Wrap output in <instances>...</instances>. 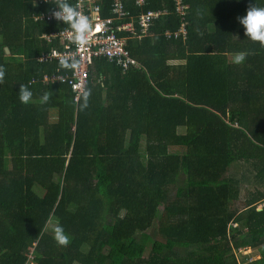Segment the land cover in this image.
<instances>
[{
    "label": "trees",
    "instance_id": "obj_1",
    "mask_svg": "<svg viewBox=\"0 0 264 264\" xmlns=\"http://www.w3.org/2000/svg\"><path fill=\"white\" fill-rule=\"evenodd\" d=\"M183 3L185 16L174 0L124 2L129 16L112 28L136 64L94 60L81 108L70 85L51 80L74 70L39 61L61 49L45 36L68 29L35 20L54 3L0 0L3 264H26L31 247L34 264H264V191L232 207L245 181L264 185V47L237 19L264 0ZM101 5L113 18L111 1ZM149 11L167 14L141 34ZM21 84L33 93L26 105ZM242 161L254 178L239 177Z\"/></svg>",
    "mask_w": 264,
    "mask_h": 264
},
{
    "label": "built area",
    "instance_id": "obj_2",
    "mask_svg": "<svg viewBox=\"0 0 264 264\" xmlns=\"http://www.w3.org/2000/svg\"><path fill=\"white\" fill-rule=\"evenodd\" d=\"M44 3L51 4L56 3V0H39ZM112 7L113 18L103 19L101 17L102 5L101 0H69L70 3L78 7V10L83 14L87 15L91 23V31L88 36V43L85 45H76L72 42L70 38V30L64 29L58 33L51 34L50 36H45L50 42L59 41L61 44L60 50H53L50 53H46L40 57L39 61H50L54 60L59 62L60 59L71 56L74 57L79 62V67L74 69V71L63 78L58 74L53 75L51 80L62 81L64 84L67 83L71 86L72 92L74 94V102L77 105L80 98L81 92L86 88L88 80V70L92 66L93 61L100 58H107L110 62L117 63L124 70H128L130 65H135L136 62L130 58L128 51L124 48V40H120L116 32L113 30L112 25L114 23V17L118 20H123L129 16V12L125 10L124 2L126 0H110ZM129 2L133 1L138 6H143L146 0H127ZM175 2V12L180 16H185L188 7L184 5L183 0H174ZM53 11V10H52ZM51 11V12H52ZM51 12L48 14H42L40 16H34L36 21L46 20L47 22H58L52 18ZM162 14H167V11L154 12L149 11L145 14L140 15L138 21L141 27V34L146 33L154 20L158 19ZM126 32H131L133 35L136 34V30L132 24H126L119 28ZM182 32L184 29L181 30ZM180 30L174 34L175 38L181 35ZM168 37L171 36L170 32H167ZM140 38V36H139ZM75 130V126L72 128ZM34 250L31 249L28 259L31 263L34 261ZM31 256V258H30ZM0 264H3L0 257ZM30 264V263H26Z\"/></svg>",
    "mask_w": 264,
    "mask_h": 264
},
{
    "label": "clouds",
    "instance_id": "obj_3",
    "mask_svg": "<svg viewBox=\"0 0 264 264\" xmlns=\"http://www.w3.org/2000/svg\"><path fill=\"white\" fill-rule=\"evenodd\" d=\"M53 5L54 10L51 12L52 18L58 22H62L63 25L68 26L72 42L76 45L87 44L88 36L91 31V23L89 17L79 11L78 7L70 3L69 0H56V3H54ZM237 19L238 23L244 29L246 38L253 42H258L260 47H264V7H257L255 3H253L250 7L247 8L245 14L239 16ZM244 58V53H238L234 57V62L240 63L244 60ZM59 67L63 69L74 70L79 67V62L74 57L68 56L59 60ZM2 76L3 69L0 68V77ZM89 94L90 93L88 90H82L81 108L87 107V97L89 96ZM32 95L33 93L27 85H19L17 97L20 103L25 105L28 104L32 99ZM41 99L42 101L47 102L49 100V95L45 93ZM259 208H261L262 210V207ZM53 233V238L58 245L66 246L68 244V237L66 236L61 225L57 224L53 229ZM249 253H251V251Z\"/></svg>",
    "mask_w": 264,
    "mask_h": 264
},
{
    "label": "rangeland",
    "instance_id": "obj_4",
    "mask_svg": "<svg viewBox=\"0 0 264 264\" xmlns=\"http://www.w3.org/2000/svg\"><path fill=\"white\" fill-rule=\"evenodd\" d=\"M56 116H57L56 114L51 115V122L55 121ZM242 163L243 164L241 165L240 169L238 170L239 177L241 176V174H242V176H243V174H245V175H250L251 177L254 178V176L251 175L252 170H253V167H252L253 165L251 163H245V161H242ZM257 174H259V170L257 171ZM245 183L243 184L245 186H243L241 191H240V195H241L240 200L237 202H232V205H233L232 207L236 208L238 210H241L246 205V201H248V198H247L248 193H249L248 190H251V192H253L252 195L256 194V191H258V190H260L262 192L264 191V185L263 184L261 185V182L258 179L254 178V179H251L250 181H245ZM249 196H251V194H249ZM259 207H261V206H259ZM142 240L145 241L146 236L142 237ZM31 248L27 249L28 253L31 252ZM250 251H251L250 249L248 251H243L242 254H249ZM30 258H31V256H30ZM256 260H258V258L253 257L252 259H250L248 261V263H253ZM27 263L34 264V262L31 263V261L29 259H27Z\"/></svg>",
    "mask_w": 264,
    "mask_h": 264
},
{
    "label": "crops",
    "instance_id": "obj_5",
    "mask_svg": "<svg viewBox=\"0 0 264 264\" xmlns=\"http://www.w3.org/2000/svg\"><path fill=\"white\" fill-rule=\"evenodd\" d=\"M248 191H249V193L252 195L253 192H251V190H248ZM249 193H248V195H249ZM247 198L249 199L248 196H247ZM258 210H261V208H258Z\"/></svg>",
    "mask_w": 264,
    "mask_h": 264
},
{
    "label": "water",
    "instance_id": "obj_6",
    "mask_svg": "<svg viewBox=\"0 0 264 264\" xmlns=\"http://www.w3.org/2000/svg\"><path fill=\"white\" fill-rule=\"evenodd\" d=\"M7 50V52H8V49H6Z\"/></svg>",
    "mask_w": 264,
    "mask_h": 264
}]
</instances>
